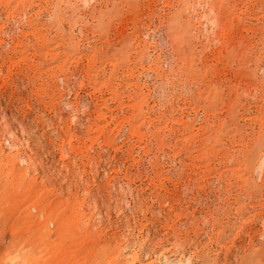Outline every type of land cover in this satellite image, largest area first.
Here are the masks:
<instances>
[{"label":"rangeland","instance_id":"rangeland-1","mask_svg":"<svg viewBox=\"0 0 264 264\" xmlns=\"http://www.w3.org/2000/svg\"><path fill=\"white\" fill-rule=\"evenodd\" d=\"M0 264H264V0H0Z\"/></svg>","mask_w":264,"mask_h":264}]
</instances>
